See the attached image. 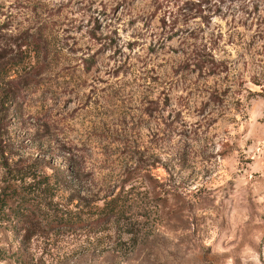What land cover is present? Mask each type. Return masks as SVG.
I'll return each mask as SVG.
<instances>
[{"label": "rangeland", "instance_id": "1", "mask_svg": "<svg viewBox=\"0 0 264 264\" xmlns=\"http://www.w3.org/2000/svg\"><path fill=\"white\" fill-rule=\"evenodd\" d=\"M201 1L0 0L6 54L17 36L59 41L8 121L12 159L68 171L63 209L135 203L33 242L37 264H264V0ZM17 54L10 75L34 65ZM208 54L215 76L195 66Z\"/></svg>", "mask_w": 264, "mask_h": 264}, {"label": "trees", "instance_id": "2", "mask_svg": "<svg viewBox=\"0 0 264 264\" xmlns=\"http://www.w3.org/2000/svg\"><path fill=\"white\" fill-rule=\"evenodd\" d=\"M196 1L197 6H200L202 1ZM206 1H215L216 4L221 0ZM192 9L194 8L189 11ZM42 33L17 36L14 43L8 46L14 49L7 50L10 54L0 49V229L13 232V240L17 242L14 250L0 247V261L7 264H37L40 258H36L31 251L33 242L41 241L42 244L51 234L58 235L69 230L90 229L110 222H120L135 204L122 196L121 190L104 196L100 205H93L84 209L85 211L63 209L55 198L61 183L66 182L68 171L54 168L50 174H45L38 171L32 161L27 163L12 159L8 121L14 118L20 121L26 90H38V79L48 68L53 48H58L59 45V41L55 39L52 42L50 36L43 39ZM24 51H28L33 57L34 65L28 71L10 75V56ZM194 60L201 73L206 70L211 76L218 74L216 70L220 64H217L212 54ZM70 157L68 155V159ZM75 192L77 198L83 201L84 198L78 190ZM39 248L41 251L44 249L41 245Z\"/></svg>", "mask_w": 264, "mask_h": 264}]
</instances>
